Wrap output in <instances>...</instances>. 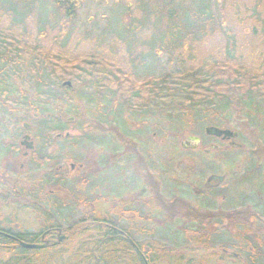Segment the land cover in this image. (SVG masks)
<instances>
[{
	"label": "flooded vegetation",
	"instance_id": "flooded-vegetation-1",
	"mask_svg": "<svg viewBox=\"0 0 264 264\" xmlns=\"http://www.w3.org/2000/svg\"><path fill=\"white\" fill-rule=\"evenodd\" d=\"M69 68L78 69L76 64ZM91 69L84 98L102 108H94L98 115L92 113L87 128L78 127L72 112L81 100L73 92L67 94L72 81L62 85L58 100L70 108L58 106L54 128L24 120L16 128L28 112L13 118L12 107H4L0 254L9 249H60L99 228L107 237L127 242L143 264L135 247L139 249L149 264L163 228L161 233L169 235V264L183 260L176 248L189 242V235L198 237V246L216 247L209 256L215 264H264L263 128H251L254 141L246 148L236 141L235 130L231 137L207 134L206 126L203 133L190 130L181 142L187 155L175 160L174 150L158 144L157 133L166 131L154 129V114H148L150 122H141L145 128L135 130L134 136L115 124L112 116L121 111L113 105H124V87L117 85L119 96H114L108 71L99 65ZM227 148L234 152L232 160L222 161ZM161 214L168 217L167 225H158ZM143 248L151 250L149 255Z\"/></svg>",
	"mask_w": 264,
	"mask_h": 264
},
{
	"label": "trees",
	"instance_id": "trees-1",
	"mask_svg": "<svg viewBox=\"0 0 264 264\" xmlns=\"http://www.w3.org/2000/svg\"><path fill=\"white\" fill-rule=\"evenodd\" d=\"M21 1L22 11L13 0H0V79L15 74L17 67L27 68L29 107L33 116H38L32 118L39 128L55 127L53 118H47L43 111L48 101L63 95L60 80H81L77 75L88 73L87 67L99 62L113 66L115 80L124 83L126 105L154 114V129L159 131L169 130V123L173 127L190 120L211 125L209 116L223 119L232 99L248 116L246 107L253 96L264 98V0H249L243 8L236 6L237 0H158L157 5L148 4V0H111L108 5H120L128 15L136 10L140 16L119 28L107 21L99 30L94 29L93 20H89L90 27L68 24L66 30L58 24L60 18L74 20L84 0H50L57 8L53 23L42 15L31 26L37 0ZM232 14L238 21L236 28L227 22ZM56 29L59 32L49 38ZM107 40L111 44L116 41L109 48L126 51L124 67L118 60L108 61L101 54L88 52L92 48L89 42L96 43L92 48L96 50L106 47ZM76 55L78 60L86 57V61L73 63ZM150 61L159 66L145 68ZM76 63L86 71H71L69 67ZM9 91L0 90L4 110L16 104L7 99ZM83 235L77 243L60 249L3 250L6 253L0 264H141L119 237H107L99 228H94L92 236ZM157 240L158 245L151 249L153 255L148 256L149 264H169L168 233ZM151 250L142 249L148 255Z\"/></svg>",
	"mask_w": 264,
	"mask_h": 264
},
{
	"label": "rangeland",
	"instance_id": "rangeland-1",
	"mask_svg": "<svg viewBox=\"0 0 264 264\" xmlns=\"http://www.w3.org/2000/svg\"><path fill=\"white\" fill-rule=\"evenodd\" d=\"M14 4H16L17 6V10H21V0H13ZM152 4L153 5H157L158 0H148V4ZM249 0H237L236 6L238 5L239 8H243V5L248 4ZM37 9H36V13L33 12L30 18V22L29 25L31 26L32 24H35L36 18L43 16H48V19H50V21L53 23V20L55 19L54 12H57V8H55L53 5H51L50 0H37ZM111 0H107V3H93V2H89L87 0H84V2L82 3V6L78 9L77 11V16L74 20H67V19H62L60 18L58 20V24L62 27L63 29L66 30L68 26V24L71 26H79V27H84V26H91V24H89V20H93L94 23V29L95 30H99L103 27V23L105 22H110L111 25H113V27L119 28L120 25L122 26H127V24L129 23H134L135 22V18H139L140 14H138L135 10L134 14H127V11L125 8H123L122 6H115L114 4H110ZM227 3V2H226ZM151 4V5H152ZM214 4V3H213ZM108 5V6H107ZM228 5V9H230L231 5L230 3H227ZM215 7V6H214ZM213 8V5H212ZM231 11H234L232 8L230 9ZM103 16V18H102ZM93 19H90L92 18ZM141 18V17H140ZM232 19L227 20L228 23H232V27H235L234 24L237 25V18L234 16V14L231 15ZM152 20V19H150ZM5 23V21H3ZM140 22V21H138ZM155 23V22H154ZM60 28V27H59ZM124 28V27H123ZM236 28V27H235ZM42 29V28H41ZM244 29V28H243ZM241 29V30H243ZM63 30V31H64ZM125 30V28H124ZM58 31L59 29H56L54 31H51L50 34H48V37L51 38L53 37L55 34V32ZM244 31V30H243ZM246 32H249L248 30ZM57 34V32H56ZM34 36H37V34H33ZM250 35V34H249ZM38 37V36H37ZM91 37V36H90ZM252 37V35H251ZM215 38V37H214ZM116 44V41L114 42ZM110 43L109 40H107L106 42H104V45L106 44V47L103 48H97L92 49L96 43L94 42H89L90 47L92 46L91 49H89L88 52H93V53H97V54H101L103 55L106 60H113V61H119L120 63L119 66H123L122 61L124 58V53H126V51L124 52V49H120L118 51L117 48L114 49V47L109 48L110 45H114ZM103 43H99L97 42V45L100 46ZM103 46V45H102ZM72 52V51H71ZM73 53V52H72ZM75 55V54H74ZM77 57H79L78 55L74 56L75 60L73 63L75 62H81V61H86V57L83 59H77ZM82 57V56H81ZM120 57V58H118ZM120 59V60H119ZM91 61L93 60L92 58L90 59ZM27 61V60H26ZM97 61V60H96ZM158 61V60H157ZM150 61L148 63V65L145 68H150L153 66V68H157V66H159V64L157 62H153L154 64L151 65ZM77 68L80 70V72H83L82 70L86 71V67L85 66H79L78 64ZM97 65L102 66L104 68V70H107L110 77V92L114 93V96H119L118 92L116 91L117 89H119L118 85V81H116L114 79V68L113 66H109L108 64L105 65L104 63H97ZM87 69L92 70L91 69V65H89V68L87 67ZM15 71V74L8 76V74H6V78L5 79H0V90H4L6 88H9L10 91V95L7 99H9L10 101H14L16 104L12 105L9 104L8 106H6L7 108H11L13 109V118L16 117L18 114H21V112H28L24 115V119H20L17 123H15L14 127H19L21 122L24 121H29L30 123H32L34 125V127H38V125H36L35 121L33 120V113L31 112V109L29 107V102H30V97H29V85L28 82L25 80V77L27 76V68L24 67H17ZM84 74V75H83ZM80 73L77 76H79L78 78L82 79L81 80H71L70 78H62L60 80V85L62 86L64 84V82L67 81H72L71 84V89L69 88L67 94H71L72 92L77 94L81 100H78L75 106V110L72 112H74L76 114V124L78 125L79 128H87L88 127V118L92 115V113H95L94 108L96 107L97 110L100 112L102 105H97V104H90V100H87L86 98H84V94L86 93V86H85V82L87 81V75L88 73ZM83 75V76H81ZM119 77H121V79H123L122 77L123 74L119 75ZM116 78V77H115ZM2 81V82H1ZM83 82L84 87H81V83ZM124 82V80H123ZM124 86V83L122 85V87ZM63 88H65V86H62ZM125 92V91H124ZM23 95V97H22ZM125 96V95H124ZM0 100H2L0 98ZM47 101V100H46ZM44 100V102H46ZM89 101V102H88ZM49 103H46V107L47 110L43 111L44 115L47 118H53L54 120V124H55V116L59 110L58 106H62L63 107H67L66 111H68L70 108V106L67 104L65 105L62 101L56 99L55 101L51 100L48 101ZM121 103V102H120ZM251 105H256L255 107L257 108V111L259 114L257 115H246L245 113V109L244 110H239V106L237 105V102L235 99H232V103L230 105V107H228L225 110V117L222 119L219 117L216 118L215 116H209V119L211 120V125L217 126L219 128H226L228 127L230 130H235L238 132V136L236 138V141L239 142L240 144H242L244 146V148H246V146L248 147V145L253 144V135H252V129L253 127H257V128H263L264 130V98H259L258 96H253L252 101L249 104V107ZM113 107H117L120 109V113L121 115H123L122 119L120 120L119 116L115 117V115H111L112 119L115 120V124L117 125H121L123 127V129L126 131V133H128V135L130 136H134L137 135L135 130L139 129L141 130L142 128H145L143 125H141L142 121H146V122H150V118H149V113L148 112H143L141 110L135 109L133 106H127L126 105V98H125V103L124 105H119L118 103H116L115 105H113ZM123 107V108H122ZM26 109V111L24 110ZM237 109V110H236ZM251 109V108H250ZM244 112V113H243ZM8 113V109L4 110L2 109L0 111V118H2L4 116V114ZM247 113H250V110H248ZM98 115V114H96ZM95 115V116H96ZM260 116V117H258ZM142 120V121H141ZM119 124H118V123ZM155 122V121H154ZM81 123V124H80ZM187 124V123H186ZM185 124V125H186ZM172 123H169V130L166 131L165 135L164 133H157V141L159 146H165L166 148H169L170 150H174L175 153H177L178 155H175V160H180L183 157V153L184 155L187 153L182 151L181 148V142L184 140L185 135L191 130L192 131H196L198 132L200 130L201 133H203L204 127L207 125H210V123L207 124H195V122L193 123L192 120H190L188 122V124L185 126L183 124H179V125H175L172 127ZM190 125V126H189ZM192 125V126H191ZM43 128V127H42ZM165 131V130H164ZM263 136H260V138L262 139V141H264V133H261ZM260 134V135H261ZM223 148H225L226 143L222 142ZM227 146V145H226ZM242 148V149H244ZM242 149H239V151L241 152ZM232 153H234L233 151L231 152V150L229 148H227V150H223L222 151V157L221 160L222 161H231V156ZM239 160H241L242 158L238 157ZM61 203H63L64 205H68V202H64L61 201ZM46 207V204H45ZM48 207V206H47ZM52 208L54 209H58L56 206H52ZM70 210V209H68ZM157 222L159 226H164L168 224V217L164 216V215H158L157 216ZM163 229V228H162ZM158 231L157 234V238L158 236H160L161 230ZM181 238V237H180ZM198 242V237H194L192 235H189V242H187L184 246L181 245L180 247L176 248L177 249V254L179 256L183 255L184 258L183 260L181 259L180 263H172L170 262V264H215V261L212 259H210L208 257V254L210 253H214L216 250V247L213 246H209L207 247V245H199ZM166 243H168V241L166 240ZM166 246H170L169 244H167ZM169 248V247H167ZM2 256H5V254H0V258Z\"/></svg>",
	"mask_w": 264,
	"mask_h": 264
},
{
	"label": "water",
	"instance_id": "water-1",
	"mask_svg": "<svg viewBox=\"0 0 264 264\" xmlns=\"http://www.w3.org/2000/svg\"><path fill=\"white\" fill-rule=\"evenodd\" d=\"M205 132L207 134H212L215 136H223V137H231L233 135V131L230 129H224V128H219L215 126H206L205 127ZM27 248H34V247H39L40 245H35V244H23ZM135 251L139 255L141 261L143 264H148L145 257L143 254L135 247Z\"/></svg>",
	"mask_w": 264,
	"mask_h": 264
},
{
	"label": "bare ground",
	"instance_id": "bare-ground-1",
	"mask_svg": "<svg viewBox=\"0 0 264 264\" xmlns=\"http://www.w3.org/2000/svg\"><path fill=\"white\" fill-rule=\"evenodd\" d=\"M114 75V74H113ZM115 79V78H114ZM119 83H118V85H123V83L122 82H120V81H118ZM64 83H67V82H64ZM124 87V86H123ZM256 105H251L250 107H249V105L246 107V109H247V112H248V110H250V112L251 111H254L256 114H259L258 112H256L257 111V108L255 107ZM251 108V109H250ZM248 115H250V113H248ZM122 117H123V115H120L119 116V118H120V120L122 119ZM142 121V120H141ZM143 123L145 122V121H142ZM229 129V128H228Z\"/></svg>",
	"mask_w": 264,
	"mask_h": 264
}]
</instances>
